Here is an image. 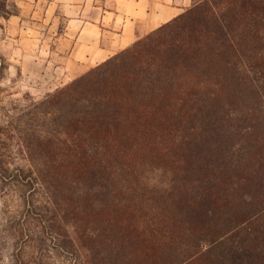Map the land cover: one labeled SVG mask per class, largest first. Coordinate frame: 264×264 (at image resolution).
I'll use <instances>...</instances> for the list:
<instances>
[{"label":"trees","instance_id":"obj_1","mask_svg":"<svg viewBox=\"0 0 264 264\" xmlns=\"http://www.w3.org/2000/svg\"><path fill=\"white\" fill-rule=\"evenodd\" d=\"M34 105L40 183L93 213L78 264H264V0H201Z\"/></svg>","mask_w":264,"mask_h":264},{"label":"rangeland","instance_id":"obj_2","mask_svg":"<svg viewBox=\"0 0 264 264\" xmlns=\"http://www.w3.org/2000/svg\"><path fill=\"white\" fill-rule=\"evenodd\" d=\"M11 11H15L11 1L0 0V16ZM50 57L46 52L26 54L9 47L0 20V264H78L70 243L77 228L91 226L92 211L80 206L85 212L82 218L64 212L66 203L58 206L61 195L51 197L39 181L59 179L64 158L56 147L58 122L34 104L99 63L76 71L68 81L55 82L60 71L43 64ZM41 140L52 148H38L36 142ZM78 204L84 202L79 199Z\"/></svg>","mask_w":264,"mask_h":264},{"label":"crops","instance_id":"obj_3","mask_svg":"<svg viewBox=\"0 0 264 264\" xmlns=\"http://www.w3.org/2000/svg\"><path fill=\"white\" fill-rule=\"evenodd\" d=\"M0 16L9 47L46 52L43 60L70 80L185 12L197 0H8ZM40 59L38 57H34Z\"/></svg>","mask_w":264,"mask_h":264}]
</instances>
